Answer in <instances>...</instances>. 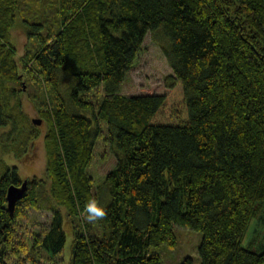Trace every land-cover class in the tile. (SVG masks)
<instances>
[{
  "label": "trees",
  "instance_id": "16d2710c",
  "mask_svg": "<svg viewBox=\"0 0 264 264\" xmlns=\"http://www.w3.org/2000/svg\"><path fill=\"white\" fill-rule=\"evenodd\" d=\"M28 1L0 0V127L22 128L18 138L0 135V150L21 157L40 132L32 118L30 130L22 125L19 101L32 84L46 127V177L28 176L10 214L6 188L21 175L0 151V264L21 251L20 264H42L37 246L60 258L68 235L67 264H160L152 246H174L175 223L201 231L200 264H264V0ZM19 19L36 45L18 57L11 27ZM148 30L167 37L168 89L124 92ZM102 121L117 160L93 191L87 166ZM93 198L107 216L88 223ZM44 204V230L15 242L22 206Z\"/></svg>",
  "mask_w": 264,
  "mask_h": 264
},
{
  "label": "rangeland",
  "instance_id": "374dc122",
  "mask_svg": "<svg viewBox=\"0 0 264 264\" xmlns=\"http://www.w3.org/2000/svg\"><path fill=\"white\" fill-rule=\"evenodd\" d=\"M33 2V3H32ZM37 0L28 1V5L34 7L36 5ZM30 3V4H29ZM20 7L25 9L27 6L24 4L20 5ZM32 14H36V8L31 11ZM57 17L50 16V24L55 22ZM11 39L15 43L17 48V56L24 55L28 50L26 49V44L28 47L36 45L35 39H29L26 33V29L19 19L12 27H11ZM145 37L142 41V46L140 50L137 52L132 65L129 67V71L126 73L124 80L122 82V88L124 92L127 93H145V92H165L167 91V86L165 84V76L167 74L173 73V68L168 61V57L164 52V47L167 43V37L163 35L158 30H148L145 33ZM30 65L31 62H28ZM22 82H25L27 79L24 77ZM61 89L64 95L66 96L68 91V85L70 84L69 80L65 77L62 78ZM14 83V82H12ZM33 85L29 87L30 92L24 93L21 96V100L19 101V105L23 108L25 114V118L22 119L23 128L27 131L31 129L29 125V118L36 117L37 113V105L31 99V92L33 91ZM92 95L95 97L101 96V92L96 88L91 91ZM11 103H16V98L10 99ZM14 101V102H13ZM13 108V105H10ZM17 106V105H16ZM8 108L9 110H12ZM11 123L6 124L3 127H0V135L4 136V132H10L11 136L18 138L20 135V131L22 128L15 125L16 133L14 135ZM103 126V134L100 136L95 144L93 160L87 166L88 172L92 177L93 182V191L95 190V185L98 182H101L103 176L106 171H108L111 167L115 165L117 157L115 152L110 146V143L105 135V127L106 124L102 121ZM40 132L34 139L31 140L30 145L27 147V151L23 156H17V153L8 154L4 153L1 149L2 155L5 154V158L7 161L10 162H17V171L22 177L27 176H40L46 177V160H45V149H44V138L43 134L45 132V122L42 121L39 124ZM13 149V148H10ZM13 151V150H12ZM17 154V155H16ZM2 158V157H1ZM3 159V158H2ZM1 171V170H0ZM21 213L18 215V222H17V229L15 231V242L19 240H27L33 241V235L35 233H41L44 230L46 225L49 223L51 219V212L50 209L47 207L46 204L40 205V207L35 206H22ZM84 220V215L79 216V223L81 224ZM257 219L253 218L250 229L248 230L247 234L245 235L244 239L245 242L250 238L253 229L257 227ZM82 225V224H81ZM256 225V226H255ZM174 231L177 234V243L174 246L168 244L162 245H153V249L159 251L161 254V263L160 264H178V262L186 255L189 254L194 258L195 264H200V255L197 251L198 244L202 237V233L199 230H193L187 226H181L178 224H174ZM258 234L262 236L261 238L264 239V223L258 225L257 227ZM72 240V236L67 237V240L64 244V250L62 254L56 256V259H49L48 253L45 248L42 246L38 248V256H41L42 264H67L66 262L69 261V254L71 252L70 243ZM261 244L256 243L255 245L252 244L253 248H258ZM25 253L22 251L19 255L12 254L10 260L14 264H20L21 259H23ZM31 262L25 261L24 264H31Z\"/></svg>",
  "mask_w": 264,
  "mask_h": 264
},
{
  "label": "water",
  "instance_id": "95a60500",
  "mask_svg": "<svg viewBox=\"0 0 264 264\" xmlns=\"http://www.w3.org/2000/svg\"><path fill=\"white\" fill-rule=\"evenodd\" d=\"M32 121L36 124L42 122V118L39 116L32 117ZM29 177H21L19 183L11 182L6 188V205L10 214L14 213L16 203L19 199L25 196V193L29 186Z\"/></svg>",
  "mask_w": 264,
  "mask_h": 264
},
{
  "label": "clouds",
  "instance_id": "9594fccd",
  "mask_svg": "<svg viewBox=\"0 0 264 264\" xmlns=\"http://www.w3.org/2000/svg\"><path fill=\"white\" fill-rule=\"evenodd\" d=\"M85 219L88 223H97L107 216V211L96 199L87 201L84 208Z\"/></svg>",
  "mask_w": 264,
  "mask_h": 264
},
{
  "label": "flooded vegetation",
  "instance_id": "af4514ba",
  "mask_svg": "<svg viewBox=\"0 0 264 264\" xmlns=\"http://www.w3.org/2000/svg\"><path fill=\"white\" fill-rule=\"evenodd\" d=\"M22 177V176H21Z\"/></svg>",
  "mask_w": 264,
  "mask_h": 264
}]
</instances>
